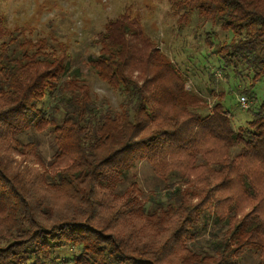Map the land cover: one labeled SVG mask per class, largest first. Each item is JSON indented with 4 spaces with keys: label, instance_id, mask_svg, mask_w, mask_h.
<instances>
[{
    "label": "trees",
    "instance_id": "1",
    "mask_svg": "<svg viewBox=\"0 0 264 264\" xmlns=\"http://www.w3.org/2000/svg\"><path fill=\"white\" fill-rule=\"evenodd\" d=\"M167 2L178 33L194 14L211 25L192 66L211 81L206 96L150 40L131 48L137 24L124 14L88 63L116 109L69 72L62 43L0 21V264H238L243 252L264 264V99L236 129L224 105L231 93L254 99L264 78V0ZM141 161L165 182L146 202L132 173Z\"/></svg>",
    "mask_w": 264,
    "mask_h": 264
},
{
    "label": "rangeland",
    "instance_id": "2",
    "mask_svg": "<svg viewBox=\"0 0 264 264\" xmlns=\"http://www.w3.org/2000/svg\"><path fill=\"white\" fill-rule=\"evenodd\" d=\"M121 14L127 17L129 23L133 21L138 26H136L138 34L129 36L131 48L137 50L142 44V38L150 40L184 75L186 73L187 87L202 96L206 94L207 89L211 87V81L207 76L201 77L203 79H200L199 75L193 77L192 72L195 69L192 66H201L197 53L199 48L202 50L204 47L202 44L204 30L208 31L211 25L210 23L203 25L194 14L190 25L178 33L167 0H0V21L5 20L9 29L24 28V35L31 39L41 37L51 43H62L70 54L69 72L75 71L94 93L104 97L114 109L118 107V96L95 76L88 63L96 55L95 39L104 24ZM215 33L219 40L225 37L219 29H216ZM187 53L190 57L197 54L192 64L187 61ZM214 75L215 81H218L217 90H224L228 81H224L219 70ZM241 79L238 83L247 87L248 78ZM213 86L215 88V85ZM238 88L240 91L241 86ZM241 96L239 93L237 95L231 93L224 101L225 108L231 113V125L234 129L245 125L251 118L250 113L239 105ZM253 96L254 99L248 102V106L254 109L264 99V78L256 83ZM212 101L213 99L208 98L207 102L211 105ZM53 150L52 139L43 138L41 153L45 161L50 160ZM132 173L136 176L142 191L140 198L143 202H146L151 193L158 194L165 184L154 167L146 161L138 162ZM128 182L129 179H124L122 187ZM212 227L208 225L203 229L195 246L207 249L208 242L212 239L210 236ZM257 261L258 257L255 254L243 252L238 264H255Z\"/></svg>",
    "mask_w": 264,
    "mask_h": 264
},
{
    "label": "built area",
    "instance_id": "3",
    "mask_svg": "<svg viewBox=\"0 0 264 264\" xmlns=\"http://www.w3.org/2000/svg\"><path fill=\"white\" fill-rule=\"evenodd\" d=\"M239 105L242 109H247L248 108V102L247 99L244 96H241L239 98Z\"/></svg>",
    "mask_w": 264,
    "mask_h": 264
}]
</instances>
